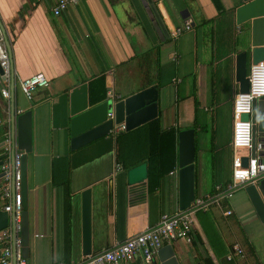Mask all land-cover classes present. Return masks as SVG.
<instances>
[{"label":"crops","instance_id":"crops-1","mask_svg":"<svg viewBox=\"0 0 264 264\" xmlns=\"http://www.w3.org/2000/svg\"><path fill=\"white\" fill-rule=\"evenodd\" d=\"M57 2L0 0V23L15 78L10 97L15 111L31 114V151L23 169V230L18 233L22 256L29 264L81 261L85 189L92 190L91 254L156 228L161 214L178 211L177 134L192 128L196 198L206 206L193 216L190 243H170L179 264H263V231L243 186L224 187H232L238 0H81L54 16L51 10ZM186 20L190 29L176 34ZM36 73L44 74L48 86L28 100L17 82ZM97 78H102L103 100L92 90ZM2 81L0 69V90ZM83 84L88 106L114 103L155 86L156 116L131 131L115 136L108 132L71 149L70 94ZM6 107L0 94V160ZM155 119L161 131H176L175 163L168 170L164 165L150 189L147 124ZM257 142L264 153L263 137ZM142 162L148 171L143 195L125 186L126 171ZM236 248L241 255L233 253ZM119 264L144 262L135 258Z\"/></svg>","mask_w":264,"mask_h":264},{"label":"water","instance_id":"water-1","mask_svg":"<svg viewBox=\"0 0 264 264\" xmlns=\"http://www.w3.org/2000/svg\"><path fill=\"white\" fill-rule=\"evenodd\" d=\"M235 23L240 28L238 48L235 57V77L239 92L245 93L248 89L247 70L250 64L264 61V0H238L235 9ZM0 33L6 49L10 55V48L6 40L4 28L0 23ZM11 66V64H10ZM12 70V67H11ZM86 86L83 84L75 88L70 94L71 119V149L83 146L89 142L107 136L114 125L122 124L126 132L145 124L156 116L157 113V88L155 86L141 90L135 94L112 103L109 100L96 106H88L86 99ZM11 99V129L16 134L17 149L22 151L21 174L23 186V169L26 154L31 151V114L26 111L15 114V104ZM113 111V118L108 119L107 113ZM241 119L251 123V146L248 154L241 159V165L246 166L248 157L253 158L258 154L256 150L258 137L264 141V97L254 100L250 114H243ZM194 130L192 128L181 130L177 134V210L181 213L190 211L198 212L204 205L191 207L196 199L195 191V145ZM264 150V145H263ZM1 165V163H0ZM147 166L145 162L126 171V190L132 187L144 194L145 180L147 179ZM0 174V178L2 177ZM256 214L257 220L263 231L264 242V175H259L254 182L240 184ZM23 194V193H22ZM91 196L92 190L85 189L81 192L82 210V255H91ZM24 214H20V230H14V215L0 210V230L12 228L13 238L19 237L23 230ZM22 245L23 240L19 237ZM14 251V248H13ZM154 264H179L174 247L165 244L156 252Z\"/></svg>","mask_w":264,"mask_h":264},{"label":"built area","instance_id":"built-area-1","mask_svg":"<svg viewBox=\"0 0 264 264\" xmlns=\"http://www.w3.org/2000/svg\"><path fill=\"white\" fill-rule=\"evenodd\" d=\"M81 0H58L52 7V14L58 16L69 4H77ZM190 29V22L186 20L182 28L175 30L179 34L182 30ZM0 69L3 74V87L0 90L1 96L6 100V118L3 121L4 132L2 134L1 149V186H0V210L14 215V230H20V214L22 212V174L21 157L23 152L17 149L16 134L11 129V107L8 106L10 84H14V75L10 66L9 53L2 40L0 33ZM248 89L245 93H236L232 104V187L245 182H254L259 175H264V155L258 154L253 158L248 157L246 166L241 165V159L246 156L241 151L248 152L251 146V123L241 119L243 114H250L251 105L254 100L264 97V61L250 64L247 71ZM20 92L28 100L33 98L34 92L48 86V80L42 73H36L25 79H18ZM109 97H112L108 93ZM21 110H16L15 114H21ZM107 118H113L109 112ZM124 131L122 124L114 126L110 135L115 136ZM256 150L261 153L262 143L257 142ZM121 167L117 165L116 169ZM173 174V172H171ZM201 199L196 198L193 207L204 205ZM206 206V205H205ZM204 206V207H205ZM202 207V208H204ZM201 208V209H202ZM200 209V210H201ZM198 210V211H200ZM229 213V212H227ZM195 211L181 213L175 211L170 214L163 213L160 216L158 225L152 230H146L131 238L117 243L109 249L98 253L84 256L79 262H57L55 264H119L122 261L128 262L135 258H141L144 264H154L156 252L165 244H170L179 240L190 243V234L193 225ZM14 248V251H13ZM22 242L19 237L13 238L10 225L0 230V264H29L21 254ZM236 256L242 254L236 248L233 251ZM233 253L226 257L231 260Z\"/></svg>","mask_w":264,"mask_h":264},{"label":"trees","instance_id":"trees-1","mask_svg":"<svg viewBox=\"0 0 264 264\" xmlns=\"http://www.w3.org/2000/svg\"><path fill=\"white\" fill-rule=\"evenodd\" d=\"M218 3V0H213ZM92 90L95 92H100L101 95L99 98L101 100L105 99L104 89L102 87V78H97V80L92 83ZM148 128V154L145 157V160L148 162L149 168V187L151 189L153 183H151V179L153 177L158 178L162 176L164 173V165H166L167 170L174 167L175 159H174V148H175V130L170 129L168 131H161L159 126L158 119H155L147 124ZM121 163H124L121 160ZM224 187L226 189L231 188V184H225ZM221 191V189L219 190ZM218 191V192H219ZM70 214V202L69 195L67 190L64 194V215L66 223H68ZM66 232H69V226L66 224L65 228ZM211 264V263H208Z\"/></svg>","mask_w":264,"mask_h":264},{"label":"rangeland","instance_id":"rangeland-1","mask_svg":"<svg viewBox=\"0 0 264 264\" xmlns=\"http://www.w3.org/2000/svg\"><path fill=\"white\" fill-rule=\"evenodd\" d=\"M247 71H248V70H247ZM260 241L263 242V239L261 238ZM258 242H259V241H256L257 244H258ZM257 246H258V245H257ZM258 253H259V255H261V250H260V249H258ZM262 256H263V257H262ZM262 256H261V260L263 259V264H264V252L262 253Z\"/></svg>","mask_w":264,"mask_h":264}]
</instances>
